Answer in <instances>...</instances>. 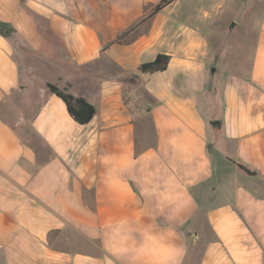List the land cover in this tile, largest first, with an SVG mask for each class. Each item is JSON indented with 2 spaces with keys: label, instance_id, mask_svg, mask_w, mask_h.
I'll list each match as a JSON object with an SVG mask.
<instances>
[{
  "label": "crops",
  "instance_id": "0c3cea01",
  "mask_svg": "<svg viewBox=\"0 0 264 264\" xmlns=\"http://www.w3.org/2000/svg\"><path fill=\"white\" fill-rule=\"evenodd\" d=\"M124 1L0 0V264H264V0Z\"/></svg>",
  "mask_w": 264,
  "mask_h": 264
},
{
  "label": "trees",
  "instance_id": "16d2710c",
  "mask_svg": "<svg viewBox=\"0 0 264 264\" xmlns=\"http://www.w3.org/2000/svg\"><path fill=\"white\" fill-rule=\"evenodd\" d=\"M175 0H161L156 7L154 8L152 14L159 12L169 4H171ZM130 31H127L117 37L114 41L105 45L104 50L109 48L112 44L115 43H122L125 38L129 35ZM170 61V56L168 55H158L157 58L149 63H144L139 67V71L143 73H153L157 71H163L167 68L168 63ZM48 89L53 93L60 97L66 104L69 114L72 118L80 124H87L89 123L94 115L96 114L95 108L88 103L82 97H76L68 91V88H59L57 85L49 83ZM240 169L244 170L247 174L251 176H255L256 172L249 170L248 168L244 167L243 165H239Z\"/></svg>",
  "mask_w": 264,
  "mask_h": 264
},
{
  "label": "rangeland",
  "instance_id": "374dc122",
  "mask_svg": "<svg viewBox=\"0 0 264 264\" xmlns=\"http://www.w3.org/2000/svg\"><path fill=\"white\" fill-rule=\"evenodd\" d=\"M117 1L119 3L125 2L124 0L123 1L122 0H117ZM248 41L250 43L253 41V34L250 33V32L248 33ZM10 122L12 124H14V125H17L16 124V121H10ZM21 127H23V125ZM28 128H29V121H27L26 124H25V126H24V128H22V131L25 133V135L22 136L23 141L24 142H27V143H30V144L38 145L39 142H38L37 138L32 133L27 132L28 131L27 130ZM194 249H195V259L197 261V258L199 257V253L200 254L202 253V251L204 249V246L203 245L202 246H195Z\"/></svg>",
  "mask_w": 264,
  "mask_h": 264
},
{
  "label": "water",
  "instance_id": "95a60500",
  "mask_svg": "<svg viewBox=\"0 0 264 264\" xmlns=\"http://www.w3.org/2000/svg\"><path fill=\"white\" fill-rule=\"evenodd\" d=\"M217 123H218L217 121H214V122H213V125H215V124H217Z\"/></svg>",
  "mask_w": 264,
  "mask_h": 264
}]
</instances>
